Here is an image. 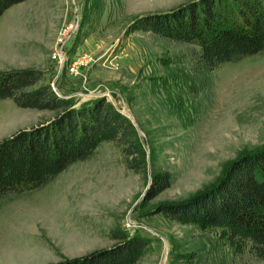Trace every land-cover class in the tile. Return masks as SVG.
<instances>
[{
    "label": "rangeland",
    "instance_id": "1",
    "mask_svg": "<svg viewBox=\"0 0 264 264\" xmlns=\"http://www.w3.org/2000/svg\"><path fill=\"white\" fill-rule=\"evenodd\" d=\"M188 1L21 0L0 13V70L42 69L37 84L76 104L103 96L128 113L147 152L141 176L102 138L90 156L45 184L1 196L0 264H49L107 246L115 227L147 238L135 264H264L222 225L154 211L159 201L192 195L227 161L264 143V49L205 69L195 44L134 22ZM62 30L68 39L56 44ZM51 114L0 97V138ZM162 170L168 185L143 198L148 177Z\"/></svg>",
    "mask_w": 264,
    "mask_h": 264
},
{
    "label": "trees",
    "instance_id": "2",
    "mask_svg": "<svg viewBox=\"0 0 264 264\" xmlns=\"http://www.w3.org/2000/svg\"><path fill=\"white\" fill-rule=\"evenodd\" d=\"M18 1L0 0V13ZM134 22L165 39L195 44L205 69L264 49V0H191L140 14ZM43 73L30 66L0 70V97L52 112L0 138V197L45 184L69 163L90 156L102 138L119 146L126 167L145 176L147 152L130 119L103 96L76 104L48 83L37 84ZM169 181V171L152 172L143 198L155 196ZM154 211L222 225L233 242L264 257V143L227 161L215 180L192 195L159 201ZM109 235L115 241L107 246L49 264H135L148 242L117 227Z\"/></svg>",
    "mask_w": 264,
    "mask_h": 264
},
{
    "label": "built area",
    "instance_id": "3",
    "mask_svg": "<svg viewBox=\"0 0 264 264\" xmlns=\"http://www.w3.org/2000/svg\"><path fill=\"white\" fill-rule=\"evenodd\" d=\"M64 30H62V32H60V34L57 36L56 39V44H61L63 42H65L68 39L67 33L63 32ZM67 36V37H66ZM60 52L61 51H57V55L60 57ZM55 90V89H54Z\"/></svg>",
    "mask_w": 264,
    "mask_h": 264
},
{
    "label": "water",
    "instance_id": "4",
    "mask_svg": "<svg viewBox=\"0 0 264 264\" xmlns=\"http://www.w3.org/2000/svg\"><path fill=\"white\" fill-rule=\"evenodd\" d=\"M56 92H57V91H56ZM57 93H59V92H57ZM123 113H124L125 115H127V117H129V116H128V113L124 110V108H123ZM149 181H150V177H148L147 182H146V184H145V187H147ZM163 259H164V257L162 258V261H163ZM162 261H161V262H162Z\"/></svg>",
    "mask_w": 264,
    "mask_h": 264
}]
</instances>
